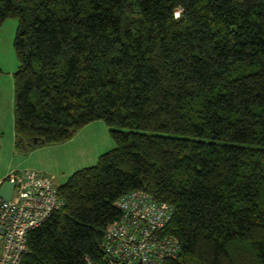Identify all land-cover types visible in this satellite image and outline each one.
Here are the masks:
<instances>
[{"label": "trees", "instance_id": "obj_1", "mask_svg": "<svg viewBox=\"0 0 264 264\" xmlns=\"http://www.w3.org/2000/svg\"><path fill=\"white\" fill-rule=\"evenodd\" d=\"M9 17L16 148L98 118L116 142L58 185L20 264L102 260L133 188L173 206L174 264H264V0H0Z\"/></svg>", "mask_w": 264, "mask_h": 264}, {"label": "built area", "instance_id": "obj_2", "mask_svg": "<svg viewBox=\"0 0 264 264\" xmlns=\"http://www.w3.org/2000/svg\"><path fill=\"white\" fill-rule=\"evenodd\" d=\"M11 198L0 196V264H20L28 251V234L42 226L64 200L52 178L38 170L14 171ZM114 204L120 210L103 239L102 260L84 255L82 264H174L181 242L165 232L174 209L143 188L120 195Z\"/></svg>", "mask_w": 264, "mask_h": 264}, {"label": "crops", "instance_id": "obj_3", "mask_svg": "<svg viewBox=\"0 0 264 264\" xmlns=\"http://www.w3.org/2000/svg\"><path fill=\"white\" fill-rule=\"evenodd\" d=\"M11 24L14 30L11 27L0 30V185L14 171L35 169L50 176L58 186L57 179L69 178L116 142L113 137L114 141L110 139L108 127L97 121L86 124L65 141L39 144L28 152L16 148L14 72L19 62L14 48L17 24L16 21Z\"/></svg>", "mask_w": 264, "mask_h": 264}, {"label": "rangeland", "instance_id": "obj_4", "mask_svg": "<svg viewBox=\"0 0 264 264\" xmlns=\"http://www.w3.org/2000/svg\"><path fill=\"white\" fill-rule=\"evenodd\" d=\"M13 21H16V29H17V26H18V19L16 18V17H9V18H7L4 22H3V24L0 26V30L1 29H3V28H5L6 30H9L10 29V27L13 29V25L11 24ZM14 30V29H13ZM15 33H16V31H15ZM14 37H15V34H14ZM14 48H15V45H14ZM13 112H14V109H13ZM13 112H12V114H13ZM97 121H101V122H103L108 128H107V131H108V135H109V137H110V139L112 140V141H114L113 139H112V135H111V132H110V128H109V125L105 122V120L104 119H102V118H98V119H95V120H93L92 122H94V123H98ZM99 130V129H98ZM100 131V130H99ZM109 149V147H107L106 149H105V151L106 150H108ZM104 152V151H103ZM95 158V157H94ZM91 159V161H89L90 163L89 164H87V165H90V164H94V163H96L97 161H98V158H95V159ZM82 166V165H81ZM80 166V167H81ZM85 166V165H84ZM67 178L68 177H65V178H63V179H57L56 181H57V184H60V183H62V182H64V181H66L67 180Z\"/></svg>", "mask_w": 264, "mask_h": 264}, {"label": "water", "instance_id": "obj_5", "mask_svg": "<svg viewBox=\"0 0 264 264\" xmlns=\"http://www.w3.org/2000/svg\"><path fill=\"white\" fill-rule=\"evenodd\" d=\"M15 186V181L6 179L0 185V196L4 198H11Z\"/></svg>", "mask_w": 264, "mask_h": 264}]
</instances>
